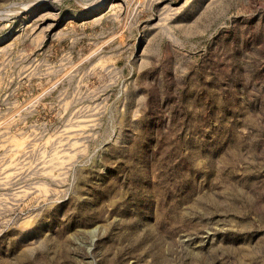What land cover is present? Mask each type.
Here are the masks:
<instances>
[{"label": "rangeland", "instance_id": "374dc122", "mask_svg": "<svg viewBox=\"0 0 264 264\" xmlns=\"http://www.w3.org/2000/svg\"><path fill=\"white\" fill-rule=\"evenodd\" d=\"M32 1L0 0V264H264V0Z\"/></svg>", "mask_w": 264, "mask_h": 264}, {"label": "bare ground", "instance_id": "6f19581e", "mask_svg": "<svg viewBox=\"0 0 264 264\" xmlns=\"http://www.w3.org/2000/svg\"><path fill=\"white\" fill-rule=\"evenodd\" d=\"M37 1H40V0H33L32 2L36 3ZM32 2H31V3H32ZM104 2H107V1L105 0V1H103V2H100V3L96 4L97 2L95 3L94 0H91V1H86V2H85L86 4L84 3V5H88L91 9H96V8H99V9H100V8H104V7L106 6V5H104ZM31 3H30V4H31ZM28 5H29V4H28ZM103 5H104V6H103ZM26 6H27V5H25V8H26ZM23 7H24V6H21V5H20V8H17V9H20V10H21V8L23 9ZM27 7H28V6H27ZM25 8H24V9H25ZM31 9H32V8H31ZM15 11H17V10H15Z\"/></svg>", "mask_w": 264, "mask_h": 264}]
</instances>
